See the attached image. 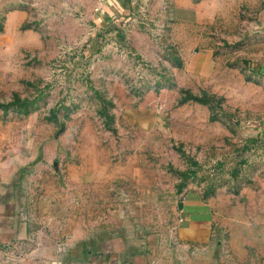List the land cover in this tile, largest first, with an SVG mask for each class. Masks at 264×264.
<instances>
[{"label": "rangeland", "instance_id": "rangeland-1", "mask_svg": "<svg viewBox=\"0 0 264 264\" xmlns=\"http://www.w3.org/2000/svg\"><path fill=\"white\" fill-rule=\"evenodd\" d=\"M6 160L0 264L174 230L189 192L212 231L196 264H264V0H0Z\"/></svg>", "mask_w": 264, "mask_h": 264}, {"label": "crops", "instance_id": "crops-1", "mask_svg": "<svg viewBox=\"0 0 264 264\" xmlns=\"http://www.w3.org/2000/svg\"><path fill=\"white\" fill-rule=\"evenodd\" d=\"M192 16V8L184 7ZM179 208L181 218L164 232L122 229L100 241L96 249H77L69 264H196L211 248L209 207L203 196L189 192ZM17 196L12 161L0 162V243H11L17 232ZM182 219V220H181Z\"/></svg>", "mask_w": 264, "mask_h": 264}, {"label": "water", "instance_id": "water-1", "mask_svg": "<svg viewBox=\"0 0 264 264\" xmlns=\"http://www.w3.org/2000/svg\"><path fill=\"white\" fill-rule=\"evenodd\" d=\"M179 208L182 209L183 208V202L179 203Z\"/></svg>", "mask_w": 264, "mask_h": 264}, {"label": "built area", "instance_id": "built-area-1", "mask_svg": "<svg viewBox=\"0 0 264 264\" xmlns=\"http://www.w3.org/2000/svg\"><path fill=\"white\" fill-rule=\"evenodd\" d=\"M182 220V219H181Z\"/></svg>", "mask_w": 264, "mask_h": 264}]
</instances>
